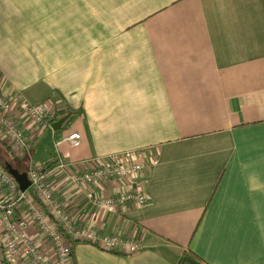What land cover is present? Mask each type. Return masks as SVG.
<instances>
[{
	"label": "crops",
	"instance_id": "0c3cea01",
	"mask_svg": "<svg viewBox=\"0 0 264 264\" xmlns=\"http://www.w3.org/2000/svg\"><path fill=\"white\" fill-rule=\"evenodd\" d=\"M0 94L31 146L53 138L34 165L31 147L0 146L2 166L54 163L48 182L77 226L141 246L74 243L73 264H264V190L249 191L264 183V0H0ZM20 99L46 105L40 130ZM129 150L158 162L143 208H98L125 185L77 187L57 169Z\"/></svg>",
	"mask_w": 264,
	"mask_h": 264
},
{
	"label": "built area",
	"instance_id": "2783aa9c",
	"mask_svg": "<svg viewBox=\"0 0 264 264\" xmlns=\"http://www.w3.org/2000/svg\"><path fill=\"white\" fill-rule=\"evenodd\" d=\"M29 124L40 130L46 122L47 107L30 105L21 99ZM0 127L2 136L20 152H27L35 134L25 130L14 118L13 102L0 96ZM64 142L70 147L80 145V136L74 132ZM147 158L142 150H129L70 164L58 159L57 169L77 187L103 183H121L126 189L118 195L101 196L93 205L105 210L133 205H147L143 173ZM53 162V161H52ZM49 163V162H47ZM46 163L26 173L29 187L21 191L15 179L0 165V264H72L70 243H84L103 252L132 256L141 250L137 240L116 235H103L93 226L79 227L68 211L57 202L47 179ZM74 168H77L74 170ZM34 229L38 240L30 235Z\"/></svg>",
	"mask_w": 264,
	"mask_h": 264
},
{
	"label": "rangeland",
	"instance_id": "374dc122",
	"mask_svg": "<svg viewBox=\"0 0 264 264\" xmlns=\"http://www.w3.org/2000/svg\"><path fill=\"white\" fill-rule=\"evenodd\" d=\"M0 96H2L4 99L6 100H10L9 98H7L6 96H3L0 94ZM21 100V99H20ZM12 101V100H11ZM24 101H26L24 99ZM27 102V101H26ZM30 105H42V106H46L45 104L41 103V104H31ZM47 113V111H46ZM0 132H2L1 130V127H0ZM5 139V138H3ZM0 145L4 146L5 148L8 149V152L11 150L10 147L13 148L12 145L10 144H1ZM7 145V146H6ZM52 146H53V138L50 134V132H46V133H42L40 134V136L36 139L35 143L31 146V150H32V157L29 158L31 161V164L34 165L35 162H43L45 160L48 159V157L50 155L53 154V149H52ZM14 149V148H13ZM16 150V149H15ZM18 151V150H16ZM1 161V160H0ZM22 159L20 161V163H22ZM54 164V163H53Z\"/></svg>",
	"mask_w": 264,
	"mask_h": 264
},
{
	"label": "water",
	"instance_id": "95a60500",
	"mask_svg": "<svg viewBox=\"0 0 264 264\" xmlns=\"http://www.w3.org/2000/svg\"><path fill=\"white\" fill-rule=\"evenodd\" d=\"M5 170L15 179L19 189L25 191L29 187V182L26 178V174H19L16 170H13L9 165H5Z\"/></svg>",
	"mask_w": 264,
	"mask_h": 264
},
{
	"label": "clouds",
	"instance_id": "9594fccd",
	"mask_svg": "<svg viewBox=\"0 0 264 264\" xmlns=\"http://www.w3.org/2000/svg\"><path fill=\"white\" fill-rule=\"evenodd\" d=\"M261 190H264V183H261L259 179H252L249 181V191L256 192Z\"/></svg>",
	"mask_w": 264,
	"mask_h": 264
},
{
	"label": "trees",
	"instance_id": "16d2710c",
	"mask_svg": "<svg viewBox=\"0 0 264 264\" xmlns=\"http://www.w3.org/2000/svg\"><path fill=\"white\" fill-rule=\"evenodd\" d=\"M0 146L2 147L4 153H5V154H8V149L5 148V147L2 146V145H0ZM8 156H9V155H8ZM46 164H47V165H46V168H45V169L48 171V169L51 168V166H52L53 163H46ZM0 165H2L1 162H0ZM73 245H74V243L71 242V243H70V248H72ZM72 264H73V263H72Z\"/></svg>",
	"mask_w": 264,
	"mask_h": 264
}]
</instances>
